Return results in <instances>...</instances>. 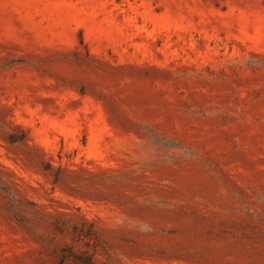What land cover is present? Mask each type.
Returning <instances> with one entry per match:
<instances>
[{"label":"rangeland","instance_id":"1","mask_svg":"<svg viewBox=\"0 0 264 264\" xmlns=\"http://www.w3.org/2000/svg\"><path fill=\"white\" fill-rule=\"evenodd\" d=\"M87 259L264 264V0H0V264Z\"/></svg>","mask_w":264,"mask_h":264},{"label":"trees","instance_id":"2","mask_svg":"<svg viewBox=\"0 0 264 264\" xmlns=\"http://www.w3.org/2000/svg\"><path fill=\"white\" fill-rule=\"evenodd\" d=\"M8 138H9V141L15 143V142H19V141H23L26 136H25V133H16V132H11L9 133L8 135ZM51 166V163H47L46 164V168H50ZM83 262V264H92L91 260L90 259H87L86 261H81Z\"/></svg>","mask_w":264,"mask_h":264}]
</instances>
